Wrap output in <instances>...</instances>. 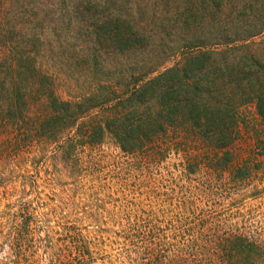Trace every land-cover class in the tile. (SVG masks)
I'll list each match as a JSON object with an SVG mask.
<instances>
[{
    "label": "rangeland",
    "instance_id": "1",
    "mask_svg": "<svg viewBox=\"0 0 264 264\" xmlns=\"http://www.w3.org/2000/svg\"><path fill=\"white\" fill-rule=\"evenodd\" d=\"M258 12L264 0H0V79L23 53L51 67L65 98L82 95L73 43L93 47L88 31L110 14L157 44L216 41L206 31L260 25ZM241 115L237 144L205 159L125 153L108 134L75 154L62 141L0 147V264H222L220 238L239 235L264 250V122L253 104Z\"/></svg>",
    "mask_w": 264,
    "mask_h": 264
},
{
    "label": "trees",
    "instance_id": "2",
    "mask_svg": "<svg viewBox=\"0 0 264 264\" xmlns=\"http://www.w3.org/2000/svg\"><path fill=\"white\" fill-rule=\"evenodd\" d=\"M257 14L263 19L260 25L210 28L206 32L222 37L216 41L157 44L134 24L110 14L88 31L93 47L73 43L71 55L77 66L88 69L83 81L89 88L68 98L59 91L51 67L44 68L39 59L20 54L13 72L5 60L0 150L21 153L62 141V154H75L108 134L123 152L148 158L160 157L166 149L184 153L187 161L193 154L205 159L228 153L240 139L244 105L253 104L264 122V36L259 42L249 40L264 34V13ZM32 42L34 47L38 39ZM108 49L120 57L109 61ZM246 242L241 235L220 238L222 264H264V250Z\"/></svg>",
    "mask_w": 264,
    "mask_h": 264
}]
</instances>
